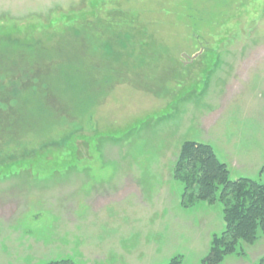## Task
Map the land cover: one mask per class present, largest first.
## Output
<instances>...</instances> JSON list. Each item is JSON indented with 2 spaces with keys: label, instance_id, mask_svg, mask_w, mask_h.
<instances>
[{
  "label": "rangeland",
  "instance_id": "374dc122",
  "mask_svg": "<svg viewBox=\"0 0 264 264\" xmlns=\"http://www.w3.org/2000/svg\"><path fill=\"white\" fill-rule=\"evenodd\" d=\"M187 140L264 181V0H0V264H201Z\"/></svg>",
  "mask_w": 264,
  "mask_h": 264
},
{
  "label": "trees",
  "instance_id": "16d2710c",
  "mask_svg": "<svg viewBox=\"0 0 264 264\" xmlns=\"http://www.w3.org/2000/svg\"><path fill=\"white\" fill-rule=\"evenodd\" d=\"M173 177L184 185V207L201 201H220L223 206L224 230L212 236L209 254L201 264H220L229 255H244L245 244H253L264 236V181L232 179L229 165L218 157L210 143L184 141ZM49 264L75 263L61 259ZM166 264H184V258L175 255Z\"/></svg>",
  "mask_w": 264,
  "mask_h": 264
},
{
  "label": "crops",
  "instance_id": "0c3cea01",
  "mask_svg": "<svg viewBox=\"0 0 264 264\" xmlns=\"http://www.w3.org/2000/svg\"><path fill=\"white\" fill-rule=\"evenodd\" d=\"M230 259H233V260H238L237 257H230Z\"/></svg>",
  "mask_w": 264,
  "mask_h": 264
}]
</instances>
